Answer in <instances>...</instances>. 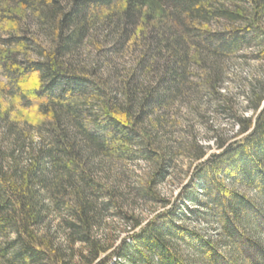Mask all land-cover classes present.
I'll list each match as a JSON object with an SVG mask.
<instances>
[{
	"label": "trees",
	"instance_id": "1",
	"mask_svg": "<svg viewBox=\"0 0 264 264\" xmlns=\"http://www.w3.org/2000/svg\"><path fill=\"white\" fill-rule=\"evenodd\" d=\"M248 47L264 61V0H0V264H264V91L238 140L195 155L179 203L155 190L171 158L154 138L163 119L146 124L191 69L217 91L218 62ZM98 159L155 166L142 194L161 210L132 217L117 245L94 234L96 202L114 196ZM200 210L219 241L187 225Z\"/></svg>",
	"mask_w": 264,
	"mask_h": 264
},
{
	"label": "rangeland",
	"instance_id": "2",
	"mask_svg": "<svg viewBox=\"0 0 264 264\" xmlns=\"http://www.w3.org/2000/svg\"><path fill=\"white\" fill-rule=\"evenodd\" d=\"M127 54L118 60L128 62ZM211 60L207 64L211 65ZM218 90H208L206 73L191 69L186 93L146 119L150 125L162 118L161 127L154 128V138L162 149L170 151L171 158L167 164L164 179L156 186V192L170 203H179L177 194L186 185L198 164L195 155L206 152L207 155L218 153L217 144L231 143L238 140L236 125L238 117H252L255 113L249 108L255 105L259 93L264 91V61L256 58L253 47H248L234 58L219 61ZM122 66V65H121ZM123 67V66H122ZM208 72V71H207ZM152 77V74H151ZM264 106V101L261 103ZM155 166L143 160H119L96 162L95 171L106 187L114 191L113 197L99 199L97 210L99 225L94 234L104 236L117 245L127 235L133 225V218L145 222L155 212L161 210L142 194V186L153 173ZM191 209V204L188 205ZM49 216L53 233L60 241L64 237L66 213L53 208ZM189 216L187 225L200 235L212 241H219L221 236L216 225L205 217ZM133 217V218H132ZM60 225V226H59ZM81 247L74 246V250Z\"/></svg>",
	"mask_w": 264,
	"mask_h": 264
}]
</instances>
